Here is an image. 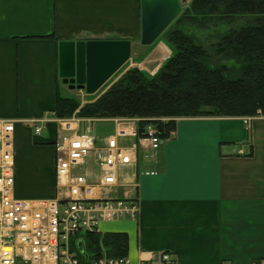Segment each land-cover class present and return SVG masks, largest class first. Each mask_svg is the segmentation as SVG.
Segmentation results:
<instances>
[{
  "label": "crops",
  "instance_id": "obj_1",
  "mask_svg": "<svg viewBox=\"0 0 264 264\" xmlns=\"http://www.w3.org/2000/svg\"><path fill=\"white\" fill-rule=\"evenodd\" d=\"M140 1L0 0V119L15 121L16 197H55L53 143L75 128L53 122L58 95L82 93L59 76V44L135 40ZM147 48L141 65L153 76L172 50L164 39ZM44 117L37 136L30 122ZM176 130L150 165L157 175L120 170L121 195L138 199L139 215L101 232L128 236L130 264H166L163 254L177 264H264V117L182 118ZM34 168L43 185L29 180Z\"/></svg>",
  "mask_w": 264,
  "mask_h": 264
},
{
  "label": "trees",
  "instance_id": "obj_2",
  "mask_svg": "<svg viewBox=\"0 0 264 264\" xmlns=\"http://www.w3.org/2000/svg\"><path fill=\"white\" fill-rule=\"evenodd\" d=\"M162 36L172 55L155 75L131 67L91 102L59 94L53 112L144 121L264 117V0H192ZM84 240L96 258L128 255L125 233Z\"/></svg>",
  "mask_w": 264,
  "mask_h": 264
},
{
  "label": "built area",
  "instance_id": "obj_3",
  "mask_svg": "<svg viewBox=\"0 0 264 264\" xmlns=\"http://www.w3.org/2000/svg\"><path fill=\"white\" fill-rule=\"evenodd\" d=\"M62 131L73 133L56 142V190L54 199L22 200L14 195L13 121L0 119V264H129L126 258L84 255L75 252V238L100 233L102 221L136 219L139 205L121 197L119 172L142 164V174L154 176L147 165L160 144L176 130L167 127L176 119L144 121L115 118L116 134L92 135L91 119H56ZM44 117L30 123L39 135ZM84 123L82 132L78 126ZM163 260L171 262L168 255Z\"/></svg>",
  "mask_w": 264,
  "mask_h": 264
},
{
  "label": "water",
  "instance_id": "obj_4",
  "mask_svg": "<svg viewBox=\"0 0 264 264\" xmlns=\"http://www.w3.org/2000/svg\"><path fill=\"white\" fill-rule=\"evenodd\" d=\"M191 0H141L142 46H151ZM132 41L80 40L59 44V76L71 90L97 93L131 59ZM82 251V243L79 244Z\"/></svg>",
  "mask_w": 264,
  "mask_h": 264
},
{
  "label": "rangeland",
  "instance_id": "obj_5",
  "mask_svg": "<svg viewBox=\"0 0 264 264\" xmlns=\"http://www.w3.org/2000/svg\"><path fill=\"white\" fill-rule=\"evenodd\" d=\"M188 5V4H187ZM185 8V6L183 7V9ZM140 37V35H139ZM136 38L135 40H133L134 43V49L132 52V56L131 59L125 64V66L119 71L117 72V74L96 94V95H88L85 94V92L83 91L82 93L79 94V92H74L76 94H72L73 96H75L77 99H79V101L83 103L87 101L89 99V102L93 101L95 98H97L101 93H103L106 90V87L108 88V85L113 83L116 79H118L126 70L130 69L131 67H137L138 69L146 72L145 70H143V65H141L144 60L145 57L147 56L146 51L148 50L147 47H143L140 44V38ZM166 40L163 36H160V38H158V40ZM147 73V72H146ZM70 95V94H69ZM69 95H63L61 94V96L65 97V96H69ZM71 96V95H70ZM54 113V112H53ZM56 115V114H55ZM77 115V113H74L71 117ZM57 116V115H56ZM70 118V117H69ZM115 132V126L111 123H103V122H94V124L92 125V134L94 136H110L113 135ZM35 169V174H31L28 175L29 180L35 185H43L42 184V177L38 178L39 174L37 172V169ZM28 186L30 187V184H28ZM29 187H27V189H30ZM101 226V225H100ZM101 228V227H100Z\"/></svg>",
  "mask_w": 264,
  "mask_h": 264
}]
</instances>
